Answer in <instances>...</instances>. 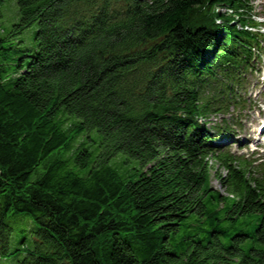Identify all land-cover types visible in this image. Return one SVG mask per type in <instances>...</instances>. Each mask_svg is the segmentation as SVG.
Here are the masks:
<instances>
[{
  "label": "trees",
  "instance_id": "obj_1",
  "mask_svg": "<svg viewBox=\"0 0 264 264\" xmlns=\"http://www.w3.org/2000/svg\"><path fill=\"white\" fill-rule=\"evenodd\" d=\"M8 1L0 256L264 264V174L213 147L204 123L228 109L259 47L250 0H15L10 25ZM26 218L36 245L9 250L10 221Z\"/></svg>",
  "mask_w": 264,
  "mask_h": 264
},
{
  "label": "rangeland",
  "instance_id": "obj_2",
  "mask_svg": "<svg viewBox=\"0 0 264 264\" xmlns=\"http://www.w3.org/2000/svg\"><path fill=\"white\" fill-rule=\"evenodd\" d=\"M9 5L13 6V8H14V13H15L14 16H9L7 14V11L9 9ZM251 6L253 8H255L256 13H258L260 16L264 15V0H252ZM4 9H5L4 11H5L6 22L9 25L18 21L19 15H18L15 0H9L6 3V6ZM258 20L263 21L262 18H259ZM35 29H36V25H32L27 30L24 31L23 37L25 38V42L27 44L30 43L29 40L33 36ZM262 31L264 32V29ZM26 37H29V39H26ZM255 68L257 70L262 71V69L264 68V57L260 62L255 63ZM263 74H264V72H261V73L260 72H254L252 75H246L245 77L247 79V83L245 84L244 88L238 89L237 92L235 91L237 95L241 94L243 96V98L246 99V103H247L245 105L246 108H245V110H242L240 115H239L240 119L238 121L241 123L240 127L233 124V121L236 120L234 117L232 119V117L229 116L227 120H228L229 126L231 128H233L235 131H237V135L239 133L241 138H239V136L236 135L235 139L237 140V142H234V143H231V140H229V139H225V138L221 139V137L217 141L219 143L222 142V144H225L224 149L229 147L231 154H234L235 156L237 154L243 153V151L244 152L248 151L249 144L251 142L247 139L250 138L251 132H252V130L250 131L248 125L252 124L254 126L262 118L261 113L258 111V106L262 107L261 100L263 99V95L262 94L259 95L257 93H258V91H260V92L264 91L262 88V86H263V81H262ZM244 94L246 95V97ZM248 94H250V95H248ZM248 97L250 98V100L248 99ZM255 101L257 102V104H255ZM250 103L253 104L252 106H255V109L250 108L251 107ZM233 107H235V106L230 107V109H229L230 113L231 112L232 113L237 112V111H234L235 108H233ZM262 109H264V107H262ZM221 120H222L221 116H216L215 114H213L207 118V121H206L208 124L207 126L210 127L211 133L217 134L213 130V126L216 125V126L220 127L218 125V122H220ZM254 143L255 142H253V144ZM248 153H249V151L246 154H248ZM242 157L243 156H241L240 158H242ZM255 164H257V166ZM255 164L248 166V171H255L254 168H258V167L263 168L264 167V165H261L262 163H255ZM218 173L219 174H225L224 168H220ZM263 173H264V170H263ZM255 174H256V172H255ZM211 185L214 189L220 191L222 194H225V191L222 188L218 178L213 176V173L211 175ZM10 224L12 227V231L10 234V241H9V246H8L9 250H13V249L19 248V247H25L27 250H30L36 245V236L34 234L35 224H34L33 220H31L30 218H26L23 220L19 219V220L10 221ZM22 252H24V251L22 250ZM26 257L27 256L25 253H23V254L19 253L17 255L8 256V257L0 256V264H21V263H23V261L25 260Z\"/></svg>",
  "mask_w": 264,
  "mask_h": 264
}]
</instances>
